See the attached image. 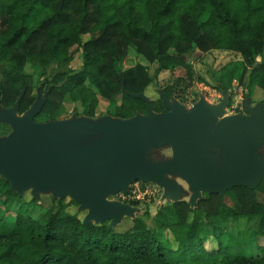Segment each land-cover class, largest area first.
Instances as JSON below:
<instances>
[{"label": "trees", "instance_id": "trees-1", "mask_svg": "<svg viewBox=\"0 0 264 264\" xmlns=\"http://www.w3.org/2000/svg\"><path fill=\"white\" fill-rule=\"evenodd\" d=\"M74 46L80 67L47 77L50 67L72 60ZM129 50L145 62L120 69ZM211 50L239 57L212 74V83L200 76L198 81L220 93L237 83L247 98L255 87L264 94V0H0V62L9 63L1 74L0 105L12 106L24 88L18 110L24 113L41 86L46 100L37 121L59 119L65 97L79 106L82 116L96 117L104 100L106 115L131 117L145 113L146 103L122 92L121 79L130 93H145L162 71L175 81L183 71V78L192 82L189 57ZM161 91L173 96L172 86ZM149 99L153 111H165L160 96ZM257 191L264 193V179L255 189L226 191L230 203L218 194H205L194 208L184 199L170 202L157 210L153 226L145 210L119 232L109 221L83 223L67 210L68 204H76L71 199L65 203L53 197L49 205L33 197L24 201L0 176V207L5 206L0 264H264V245H257L253 254H232L223 241L227 232L218 227L256 218L251 236L264 237V203L257 200ZM163 231L171 233L175 246L161 239ZM207 237L215 241L210 248Z\"/></svg>", "mask_w": 264, "mask_h": 264}, {"label": "water", "instance_id": "water-1", "mask_svg": "<svg viewBox=\"0 0 264 264\" xmlns=\"http://www.w3.org/2000/svg\"><path fill=\"white\" fill-rule=\"evenodd\" d=\"M121 91L146 103V112L127 118L103 115L67 119L35 120L46 100L38 92L35 101L19 113L24 94L14 104L0 105V123L11 132L0 136V176L21 196L30 190L52 191L53 197H69L78 210L86 211L82 222L113 227L136 208L108 199L127 192L133 181L162 187L171 202L182 200L178 177L190 191L188 203L197 206L203 194H218L237 186L255 189L264 179V101H244V113L224 115L227 90L217 104L203 96L187 108L175 97L159 91L165 111H153L143 93H130L121 79ZM168 145V160H149L151 148ZM134 218V217H133ZM132 218V219H133Z\"/></svg>", "mask_w": 264, "mask_h": 264}, {"label": "rangeland", "instance_id": "rangeland-1", "mask_svg": "<svg viewBox=\"0 0 264 264\" xmlns=\"http://www.w3.org/2000/svg\"><path fill=\"white\" fill-rule=\"evenodd\" d=\"M88 35L82 36L83 40H86ZM70 52L73 53V58L70 62L62 65H53L47 70V77H51L56 71H68V70H77L80 67L81 59L80 52L74 46L71 48ZM264 56V52L263 55ZM239 55L234 52L223 51V50H211L205 53L195 52L189 57V61L193 67V75L194 80L188 81L183 78L184 72L182 71L178 77H180L179 81H175V77H173L168 71H162L158 74L155 81L147 87L145 91V95L150 98H156L159 95V91L162 90L163 87L172 86L173 87V97H175L180 103L185 105L187 108H191L193 104H195L201 96L210 103L217 104L219 101L223 99V92H216L210 86L205 85L203 82L198 81L197 76L203 77L209 83H212V74L217 76L219 73V68L228 61L238 59ZM261 57L257 58V61H260ZM136 62H145L142 58H139L133 50H129L127 56L120 63V69H126L136 64ZM9 65L8 62H0V79L2 71ZM150 72H153L154 65H150ZM182 79V80H181ZM45 87L38 86L36 88V92L40 93L42 96L45 94ZM230 97V105L226 109V114H232L235 110H238L240 107H243L244 101L247 98L245 96L246 91L244 90L242 85L235 83L230 89L227 90ZM36 93V95H37ZM249 104L254 106L256 103L263 101L264 94L261 88L255 87L253 91V95L248 97ZM107 102L104 100H100V103L97 108V117L106 115ZM238 107V109H236ZM80 108L77 104L71 102L67 97L63 100L62 108L60 110L59 119H67L72 117H79ZM42 122V121H41ZM11 132V128L9 125L0 123V136L7 135ZM260 154L264 153V146L260 147ZM148 158L150 161L154 163H159L163 160H168L171 155V149L168 145H160L151 148L148 152ZM170 179H173L176 183L181 186L182 189V199L188 201L190 191L188 190V186L178 177H173L172 175H168ZM142 183L140 180H137ZM134 182V181H133ZM133 184V183H132ZM131 186V184H130ZM145 187L147 189H156L154 194L151 195L150 201L140 202L137 205H132L136 208L133 213V217L142 216L145 210L148 211L149 216L147 218V222L150 226H153L154 215L157 210L169 204L171 201L163 196L162 187L158 186L152 182H146ZM130 188V187H129ZM150 191V190H149ZM53 192H39V199L42 200L46 205L50 204V200L53 198ZM118 193V192H117ZM113 194L112 196L116 195ZM224 199L226 202L230 203L231 194L224 193ZM32 193L30 190H26L22 193L20 198L24 201H29L32 198ZM255 196L258 201L264 203V193L259 191L255 192ZM65 203H68L69 197H65ZM109 200L116 201V199L108 196ZM5 206L0 207V213L4 210ZM11 209H15L16 205H11ZM38 208V207H37ZM67 210L71 213H76L79 218L84 217L86 211L78 210L77 204H68ZM11 215V216H10ZM14 211L10 212L9 218L12 219L14 216ZM133 217H123L120 223L113 226L115 231H123L129 228L132 224ZM258 220L256 218L245 219L241 218L239 220H229L227 223L219 224L218 227L221 228L222 231L227 232V236L223 239L225 244L229 247V252L234 253H244L253 254L256 252L257 245H264V237L253 238L251 233L256 230ZM161 239L165 242L168 240L175 246V242L173 240V236L169 231H163L160 235ZM215 244V241L210 239L209 237L205 238V245L207 248L212 247Z\"/></svg>", "mask_w": 264, "mask_h": 264}, {"label": "built area", "instance_id": "built-area-1", "mask_svg": "<svg viewBox=\"0 0 264 264\" xmlns=\"http://www.w3.org/2000/svg\"><path fill=\"white\" fill-rule=\"evenodd\" d=\"M132 183L127 192L119 191L116 195H111V197L122 203H128L131 201H138V203H142L150 201L151 195L154 194L156 189H149V191L147 187H145V183H140L137 180Z\"/></svg>", "mask_w": 264, "mask_h": 264}, {"label": "flooded vegetation", "instance_id": "flooded-vegetation-1", "mask_svg": "<svg viewBox=\"0 0 264 264\" xmlns=\"http://www.w3.org/2000/svg\"><path fill=\"white\" fill-rule=\"evenodd\" d=\"M216 91V90H215ZM217 92V91H216ZM264 101V100H263ZM220 102V101H219ZM218 102V103H219ZM230 105V97H229V103H228V105H227V107H226V109L228 108V106ZM236 109H238V107H236ZM238 113H244V105H243V107H240L238 110H235L232 114H238ZM224 115H228V114H224ZM205 194H203V196H204Z\"/></svg>", "mask_w": 264, "mask_h": 264}]
</instances>
